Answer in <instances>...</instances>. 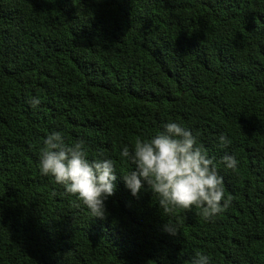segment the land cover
<instances>
[{"label":"trees","instance_id":"1","mask_svg":"<svg viewBox=\"0 0 264 264\" xmlns=\"http://www.w3.org/2000/svg\"><path fill=\"white\" fill-rule=\"evenodd\" d=\"M169 121L198 136L224 177L231 204L211 220L196 207L165 214L158 196L133 198L120 179L133 168L121 145ZM52 131L84 140L89 159H113L105 218L40 174ZM198 255L264 264V0H0V264H191Z\"/></svg>","mask_w":264,"mask_h":264},{"label":"clouds","instance_id":"2","mask_svg":"<svg viewBox=\"0 0 264 264\" xmlns=\"http://www.w3.org/2000/svg\"><path fill=\"white\" fill-rule=\"evenodd\" d=\"M29 104L38 107L39 97L31 98ZM217 143L227 146L229 137L221 133ZM119 156L133 166L119 173L125 189L133 198L145 191L155 194L165 214L196 207L211 220L230 207L217 164L200 146L198 136L178 121L164 123L160 131L137 139L131 148L121 145ZM222 163L233 172L238 168L237 159L231 155L223 157ZM38 169L42 176L52 177L66 194L76 197L94 218H105L106 201L115 194L118 179L116 165L106 153L89 159L84 140L68 144L62 132L52 131L42 140ZM163 231L175 236L177 227L166 221ZM191 264L211 261L208 255H198Z\"/></svg>","mask_w":264,"mask_h":264}]
</instances>
